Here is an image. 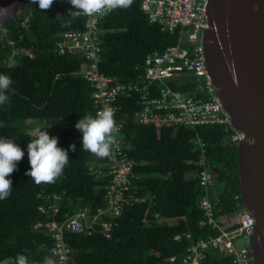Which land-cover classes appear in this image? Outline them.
Wrapping results in <instances>:
<instances>
[{
    "label": "trees",
    "instance_id": "16d2710c",
    "mask_svg": "<svg viewBox=\"0 0 264 264\" xmlns=\"http://www.w3.org/2000/svg\"><path fill=\"white\" fill-rule=\"evenodd\" d=\"M72 7L67 0H53L48 9H39L29 0L19 15L0 26V74L12 80L6 90L10 101L0 105V137L13 138L25 150L35 136L34 129L45 127V131L54 129L49 135L58 138V146H76L67 153L69 162L55 181L40 184L25 175L30 167L25 150L9 174V196L0 200V260L15 262L23 255L28 264L52 261V239L43 228L34 226L61 221L85 207L91 213L106 207L103 195L108 180L97 177L91 165L95 160L105 171V160L80 147V132L74 126L80 117L93 115V89L79 74L83 59L53 52L59 34L83 29L84 19L69 15ZM98 29L102 33L99 71L121 83L135 82L143 75L147 55L161 53L178 40L177 34L162 32L158 25L149 23L137 0L112 9ZM183 75L166 85L187 95L195 89L196 79L192 74ZM160 86L149 85L156 97ZM133 93L119 99L121 110L115 118L122 124L123 149L134 163L135 197L145 201L123 207L116 217L103 216L101 222L116 224L109 238L99 227L91 236L65 233L74 264H181L189 247L219 234L207 224L201 208L204 197L226 230L239 225L236 216L245 210L230 128L139 123L140 95ZM202 171L212 177V185L206 189L198 179ZM42 205L47 209L55 205V218L39 211ZM171 258L175 260L170 262ZM201 264H233V260L207 250Z\"/></svg>",
    "mask_w": 264,
    "mask_h": 264
},
{
    "label": "built area",
    "instance_id": "2783aa9c",
    "mask_svg": "<svg viewBox=\"0 0 264 264\" xmlns=\"http://www.w3.org/2000/svg\"><path fill=\"white\" fill-rule=\"evenodd\" d=\"M140 9L148 18V22L159 26L162 32L178 35L177 44L163 52H153L146 56L143 62V75L135 82L121 83L115 78L105 77L99 71L102 60L101 39L98 35V25L109 12L101 15L88 16L72 7L69 15L73 18H83L81 31H65L59 34L54 43L53 52L61 56H77L83 59L79 74L93 89L91 96L93 116L101 109L112 107L116 124L113 132L114 143L105 160L103 167L92 160L93 173L97 177H105L108 182L104 188L103 209L91 213L88 208H82L61 221L52 220L37 223L34 229L43 228L53 241L51 251L52 264H74L72 250L65 241V233L91 236L99 231L105 238L116 225L114 221L101 222L103 216L116 217L123 207L141 204L143 198H136L138 190L133 173L134 163L126 155L120 136L122 124L115 115L121 110L119 99L130 97V94L140 95V110L136 119L142 124L160 126H198L226 125L232 134L230 142L238 144L245 139L244 135L234 130L229 123V117L223 111L216 97L217 89L211 84L205 66L202 35L208 28L207 6L209 0H137ZM25 22V21H24ZM31 57V56H30ZM183 74L195 77L196 87L187 95L173 92L167 81L180 80ZM160 83L158 96L149 85ZM152 94L153 96H151ZM95 158H101L95 155ZM93 167L91 169H93ZM199 183L205 189L212 185V177L202 171L198 177ZM206 196V195H205ZM57 198L58 197H54ZM201 208L208 217V223L219 234L207 241L199 242L187 249L181 264H201L207 250L219 251L220 254L231 256L233 264H251L250 245L254 234V221L246 210L237 214L239 225L231 230L222 227L221 221L214 218L213 206L204 197ZM39 211L51 214L55 218L57 208L50 206L39 207ZM242 239L240 245L238 240ZM175 259L171 258L170 262Z\"/></svg>",
    "mask_w": 264,
    "mask_h": 264
},
{
    "label": "water",
    "instance_id": "95a60500",
    "mask_svg": "<svg viewBox=\"0 0 264 264\" xmlns=\"http://www.w3.org/2000/svg\"><path fill=\"white\" fill-rule=\"evenodd\" d=\"M29 0H0V26ZM202 35L207 76L242 133L236 144L240 199L254 221L251 264H264V0H209Z\"/></svg>",
    "mask_w": 264,
    "mask_h": 264
},
{
    "label": "clouds",
    "instance_id": "9594fccd",
    "mask_svg": "<svg viewBox=\"0 0 264 264\" xmlns=\"http://www.w3.org/2000/svg\"><path fill=\"white\" fill-rule=\"evenodd\" d=\"M67 2L83 14L93 16L106 14L115 8L127 7L131 0H67ZM33 3L39 9H48L53 0H33ZM11 84L10 76L0 74V105L10 101L6 90ZM74 126L80 132V147L83 150L98 157L109 154L114 143L113 132L116 127L112 107L103 108L94 116L80 117ZM44 129H34L35 136L27 142L25 149L30 165L25 170V175L33 178L37 184L54 182L69 162L67 153L76 150L75 144L72 143L67 149L58 146V138L55 135L50 136ZM25 150H22L13 138L0 137V200L6 199L10 194L12 181L9 174L17 168V162L24 156ZM0 264H28V261L25 256L20 255L15 262L5 259L0 260ZM45 264H52V261L46 260Z\"/></svg>",
    "mask_w": 264,
    "mask_h": 264
},
{
    "label": "rangeland",
    "instance_id": "374dc122",
    "mask_svg": "<svg viewBox=\"0 0 264 264\" xmlns=\"http://www.w3.org/2000/svg\"><path fill=\"white\" fill-rule=\"evenodd\" d=\"M56 126H57V125H56ZM44 128H45V127H44ZM49 128H50V127H49ZM50 129H51V128H50ZM50 129H48L49 131L47 130L48 134H49V132H50L51 130L54 132V129H53V128H52L51 130H50ZM52 131H51V132H52ZM242 243H243V241H242V239H240L239 244L242 245Z\"/></svg>",
    "mask_w": 264,
    "mask_h": 264
},
{
    "label": "bare ground",
    "instance_id": "6f19581e",
    "mask_svg": "<svg viewBox=\"0 0 264 264\" xmlns=\"http://www.w3.org/2000/svg\"><path fill=\"white\" fill-rule=\"evenodd\" d=\"M23 6V5H22ZM21 11V10H20ZM19 15V14H18ZM25 22H26V20H25ZM97 33H98V35H101L102 33H101V31L98 29L97 30Z\"/></svg>",
    "mask_w": 264,
    "mask_h": 264
}]
</instances>
